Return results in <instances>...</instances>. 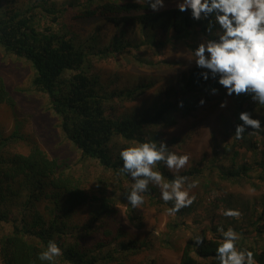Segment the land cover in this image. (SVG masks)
<instances>
[{"label": "trees", "instance_id": "16d2710c", "mask_svg": "<svg viewBox=\"0 0 264 264\" xmlns=\"http://www.w3.org/2000/svg\"><path fill=\"white\" fill-rule=\"evenodd\" d=\"M69 9L74 10L76 20L95 23L96 30L86 40L67 29L64 19ZM48 18L50 24H42ZM207 25L208 20L193 19L190 10L153 11L145 0H0V46L32 65V85L49 96L64 135L80 152L82 161L97 162L111 171L119 184L133 183L120 171L121 148L146 140L164 142L149 132V127L180 124L183 116L191 113L193 118L197 114L206 118L207 112L201 114V109L211 103V90L221 92L224 87L211 75L204 80L201 73L207 70L198 67L171 78L172 86H164L156 76H139L120 86L121 77H105L95 59L117 60L118 56L137 53L145 47L161 52L174 42L193 43L199 36L212 39ZM104 29L110 30L109 36L103 35ZM153 89L159 92H151ZM145 95H151L150 101L139 112L121 116L112 112L116 111L115 103L135 101ZM201 99L205 101L203 105ZM251 101L249 94H242L239 114L247 111L264 126V105ZM3 106L15 111L16 102L0 77V109ZM176 113L180 115L179 122L174 118ZM237 116V124L243 123ZM190 135L192 132L188 136L179 132L164 143L170 151L182 154L177 148ZM21 140L25 137L19 126L8 138L0 133V224L12 226L10 233L0 232L1 264H47L37 254L52 239L63 249L56 264H130L129 255L143 250L146 243L127 241L123 230L108 226L112 200L90 196L70 165L51 159L36 142L27 154L11 152L12 142ZM223 149L217 147L216 152L229 157V165L217 164L220 179L251 180L252 174L258 172L264 181V128L253 130L249 126L239 140L233 134ZM246 152L255 155L253 162L247 160ZM154 170H160L165 180L172 178L163 162H158ZM202 173L200 165L180 171L189 179ZM145 197L162 203L152 184ZM172 203L163 202L170 206ZM261 205V214L252 222L254 236L246 237L248 231L234 228L240 234L238 245L254 250L257 264H264V245L259 243L264 238V196ZM85 208L91 209L88 222H75L73 217ZM220 226L223 225L213 224L202 231L198 235L205 237L201 244L189 240L178 264H218L215 249ZM75 235L78 239L68 242Z\"/></svg>", "mask_w": 264, "mask_h": 264}, {"label": "rangeland", "instance_id": "374dc122", "mask_svg": "<svg viewBox=\"0 0 264 264\" xmlns=\"http://www.w3.org/2000/svg\"><path fill=\"white\" fill-rule=\"evenodd\" d=\"M177 2L178 0H165V6L159 11L177 8ZM69 10L64 19L67 29L86 40L96 30L95 23L76 20L74 10ZM42 24H50V19L43 20ZM102 32L104 36L110 35L108 29ZM205 39V36H199L193 43L174 42L161 52L145 47L140 52L133 51L131 54L118 56L117 60L95 61L99 64V72L105 77L118 74L122 79L120 86L139 76H156L164 82V86H172L174 83H170L171 78L197 68L195 61L191 60V50ZM136 55L140 58H136ZM34 75L35 71L29 62L6 53L0 46V77L16 102L15 111L7 106L0 109V133L8 138L19 126L25 140L12 142L9 147L11 152L27 154L32 143L36 142L51 159H56L62 165H70L69 168L83 180L90 196L112 200L113 213L107 218L108 226L115 231L123 230L128 236L127 241L146 243L143 250L133 251L129 255L130 264H178L181 251L187 242L195 240L202 231L213 224L241 228L248 231L246 237L255 235L252 222L261 214L264 181L258 177V172L252 174L251 180L223 181L217 171V164L223 162L226 166L229 165V157L217 153L216 148L223 149L232 139L243 93L228 96L223 89L213 94L210 101L208 100L211 103L201 109V114L207 112L206 118L198 114L193 118L191 113L183 116L180 124H161L148 128L149 132L157 134V138L164 142H168L179 132L184 136L192 132L191 137H186L182 146L177 148V152L189 154L190 159L185 168L199 165L203 168L202 175L189 179L199 181L198 186L191 189L196 197L193 204L182 208V213L169 215L167 209L170 205L163 204L161 199L162 203H156L145 197L143 205L138 208L131 207L127 202L126 193L130 191L132 184H119L111 171L105 170L97 162L82 161L80 152L64 135L60 119L51 109L49 96L32 85ZM163 84L160 83L159 86L164 88ZM151 92L159 91L153 89ZM150 98L151 95H145L135 101L117 102L116 111L112 112L116 116L139 112ZM221 102H226V106L221 107ZM251 102L257 103L253 100ZM174 118L179 122V113H176ZM246 157L249 162H253L255 155L246 152ZM239 159L241 160V157ZM250 182H255L258 187L254 188ZM154 187L160 196L159 188ZM226 208L238 209L240 217H225L222 213ZM90 210H79L73 217L74 221L88 222ZM11 230V224H0L1 233L7 234ZM75 238L78 239V235L70 237L68 242L76 241ZM88 240L91 241L92 238ZM259 243L264 245V238Z\"/></svg>", "mask_w": 264, "mask_h": 264}, {"label": "clouds", "instance_id": "9594fccd", "mask_svg": "<svg viewBox=\"0 0 264 264\" xmlns=\"http://www.w3.org/2000/svg\"><path fill=\"white\" fill-rule=\"evenodd\" d=\"M145 3L153 11L165 6V0H145ZM176 6L181 12L190 10L195 20H208L206 31L214 38L205 39L191 50V60L198 68L207 70L201 73L203 79L211 75L224 87L226 95L249 94L253 101L264 105V0H178ZM211 91L215 94L218 90ZM204 102L200 100L201 105ZM180 103L182 106L183 102ZM220 106L225 107L226 102H221ZM239 120L243 123L236 125L234 133L238 140L244 137L249 126L253 130L264 128L261 120L252 118L247 111L239 114ZM119 157L120 171L133 181L126 193L131 207L144 204L150 184L159 188L163 202H173L167 209L169 215L191 206L196 199L191 189L196 188L199 181H189V177L180 175L189 162V154L170 151L163 141L146 140L121 148ZM158 162H163L172 173L170 180H165L160 170H154ZM222 214L232 218L241 215L233 208L224 209ZM217 231L220 233L215 249L218 264H257L254 250L238 245L240 234L233 227L220 226ZM204 239L197 236L194 241L201 244ZM62 255L63 249L52 239L38 252L37 258L56 264V258Z\"/></svg>", "mask_w": 264, "mask_h": 264}]
</instances>
